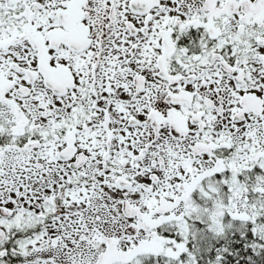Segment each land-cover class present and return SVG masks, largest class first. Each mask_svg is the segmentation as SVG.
Masks as SVG:
<instances>
[{"label":"snow or ice","instance_id":"snow-or-ice-1","mask_svg":"<svg viewBox=\"0 0 264 264\" xmlns=\"http://www.w3.org/2000/svg\"><path fill=\"white\" fill-rule=\"evenodd\" d=\"M0 264H264V0H0Z\"/></svg>","mask_w":264,"mask_h":264}]
</instances>
